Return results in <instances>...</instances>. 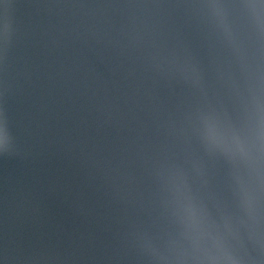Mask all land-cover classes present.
I'll use <instances>...</instances> for the list:
<instances>
[{"label": "water", "instance_id": "95a60500", "mask_svg": "<svg viewBox=\"0 0 264 264\" xmlns=\"http://www.w3.org/2000/svg\"><path fill=\"white\" fill-rule=\"evenodd\" d=\"M201 2L8 0L0 109L14 151L0 154V264H149L133 234L176 231L161 166L184 173L218 223L237 214L239 169L205 150L198 117L242 127L234 49L257 45L233 12L229 46L191 7Z\"/></svg>", "mask_w": 264, "mask_h": 264}, {"label": "clouds", "instance_id": "9594fccd", "mask_svg": "<svg viewBox=\"0 0 264 264\" xmlns=\"http://www.w3.org/2000/svg\"><path fill=\"white\" fill-rule=\"evenodd\" d=\"M11 7L8 0H0V59L5 65L14 36ZM191 7L203 10L208 24L229 46L235 40L231 15L238 13L257 45L247 57L234 49L241 60L237 101L242 127L221 129L211 116L198 117L205 150L239 169L231 177L237 214L221 217L218 223L192 193L186 175L161 166L157 173L161 204L176 225L175 234L137 231L134 240L149 264H264V0H202ZM190 71L195 76V69ZM13 151L8 113L0 109V154ZM245 242L255 256L249 255Z\"/></svg>", "mask_w": 264, "mask_h": 264}]
</instances>
